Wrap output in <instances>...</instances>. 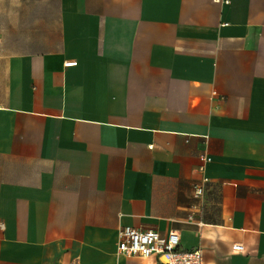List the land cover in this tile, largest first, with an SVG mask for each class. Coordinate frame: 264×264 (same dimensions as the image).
Wrapping results in <instances>:
<instances>
[{"label": "crops", "instance_id": "1", "mask_svg": "<svg viewBox=\"0 0 264 264\" xmlns=\"http://www.w3.org/2000/svg\"><path fill=\"white\" fill-rule=\"evenodd\" d=\"M124 226L264 264V0H0V264H157Z\"/></svg>", "mask_w": 264, "mask_h": 264}, {"label": "built area", "instance_id": "2", "mask_svg": "<svg viewBox=\"0 0 264 264\" xmlns=\"http://www.w3.org/2000/svg\"><path fill=\"white\" fill-rule=\"evenodd\" d=\"M228 4L229 0H214ZM245 51H252L256 45V30L250 25L245 27L242 41ZM70 62L66 65H75ZM203 163L200 171L203 173L201 181L193 186L195 198L202 199L206 192L210 179L205 174V165L211 162V157L201 155ZM119 253L125 257L140 256L143 258H153L157 264H203V254L201 249L181 250L179 249V236L176 232H169L166 235L160 234L154 229H137L130 226L121 227L117 232ZM233 250L241 253L245 250V244L237 242L233 244Z\"/></svg>", "mask_w": 264, "mask_h": 264}]
</instances>
